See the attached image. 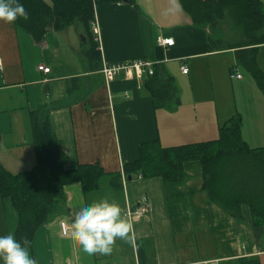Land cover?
Masks as SVG:
<instances>
[{"label":"crops","instance_id":"1","mask_svg":"<svg viewBox=\"0 0 264 264\" xmlns=\"http://www.w3.org/2000/svg\"><path fill=\"white\" fill-rule=\"evenodd\" d=\"M95 14L102 64L155 61L175 78L179 103L155 105L148 75L121 74L106 82L101 71L89 69L79 26L49 31L36 41L14 22L0 20V166L17 173L36 164L31 117L43 108L65 167L98 163L107 173L95 190L85 191L79 182L64 186L63 200L35 232L30 257L35 264H220L254 256L264 264L248 205L237 218L209 200L198 160L183 163L181 184L123 171L142 143L158 140L170 147L214 140L234 115L241 117L242 139L250 147L264 146V94L251 73L237 63L234 49L213 43L209 27L193 23L179 0L105 3ZM158 36L173 43L161 46ZM256 61L264 72V43ZM234 70L241 78L232 77ZM112 173L121 174L115 186ZM101 197L115 200L125 216L145 197L149 211L131 218L133 243L117 239L109 253L89 255L76 242L72 221L81 203ZM17 222L11 201L0 195V234L14 233Z\"/></svg>","mask_w":264,"mask_h":264},{"label":"trees","instance_id":"2","mask_svg":"<svg viewBox=\"0 0 264 264\" xmlns=\"http://www.w3.org/2000/svg\"><path fill=\"white\" fill-rule=\"evenodd\" d=\"M133 0H19L28 18H17L15 25L36 41L49 31H62L71 25L81 27L88 47L85 57L89 69L99 70L102 57L95 40L92 24L99 4ZM197 26L209 27L219 48L234 49L237 63L251 73L264 94V72L256 55L264 43V3L262 0H179ZM224 22L234 33L231 41H224L219 29ZM219 44V45H218ZM78 78L72 79L76 87ZM146 85L155 105L175 107L179 103V89L175 78L163 67L155 66ZM241 117L234 115L220 128L219 136L210 141L164 147L158 140L139 146V156L123 165L126 176H161L175 184L184 182L183 163L198 160L203 169V189L209 200L232 216L241 218V206L248 205L259 247L264 249V146L250 147L241 137ZM31 132L36 151V164L13 173L0 166V195L11 201L17 211L18 222L14 234L18 240H33L36 230L45 224L64 198V186L79 182L83 189L99 188L107 173L98 163L65 167L66 156L61 151L51 129L47 110L32 113ZM113 186L119 184L121 174L112 173ZM143 252L140 251V257ZM220 264H260L254 256H240Z\"/></svg>","mask_w":264,"mask_h":264},{"label":"clouds","instance_id":"3","mask_svg":"<svg viewBox=\"0 0 264 264\" xmlns=\"http://www.w3.org/2000/svg\"><path fill=\"white\" fill-rule=\"evenodd\" d=\"M18 17L28 18L19 0H0V20L12 23ZM72 227L76 242L89 255L109 253L117 239L134 242L133 220L107 197L81 203L74 212ZM28 247L29 242L18 240L12 232L0 234V264H35Z\"/></svg>","mask_w":264,"mask_h":264},{"label":"built area","instance_id":"4","mask_svg":"<svg viewBox=\"0 0 264 264\" xmlns=\"http://www.w3.org/2000/svg\"><path fill=\"white\" fill-rule=\"evenodd\" d=\"M92 30L95 34V40L99 43L100 48V32H99V26L97 24V21H95L92 24ZM157 42L161 46L169 45L173 43V38H164L162 36H158ZM155 65L156 62L148 59H139V60H133V61H127V62H119L114 64H107L103 63L101 67V72L104 75L105 81L109 82L114 77L118 75H124L125 77H131V76H142V75H152L155 71ZM38 69L42 70L44 72H49L50 68L40 64L38 65ZM181 70L184 73H187L189 71V68L186 64L181 65ZM232 77L235 78H241V74L237 71L232 72ZM149 211V204L147 203V200L145 197L142 198L141 203L135 207H129L127 211V216L132 218L136 215L143 214L145 212ZM61 230L64 234L67 233L68 228L65 221H61L60 223Z\"/></svg>","mask_w":264,"mask_h":264},{"label":"rangeland","instance_id":"5","mask_svg":"<svg viewBox=\"0 0 264 264\" xmlns=\"http://www.w3.org/2000/svg\"><path fill=\"white\" fill-rule=\"evenodd\" d=\"M219 29H221L220 31H222V33L225 34V39H227V41H231L234 37V33L229 31V28L225 25L224 22H219ZM72 30V29H71ZM73 32V31H72ZM79 43V41H77ZM248 71V70H247ZM253 78V77H252Z\"/></svg>","mask_w":264,"mask_h":264}]
</instances>
